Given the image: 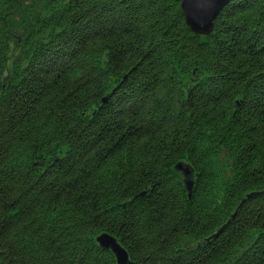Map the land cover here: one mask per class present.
<instances>
[{
  "label": "trees",
  "instance_id": "trees-1",
  "mask_svg": "<svg viewBox=\"0 0 264 264\" xmlns=\"http://www.w3.org/2000/svg\"><path fill=\"white\" fill-rule=\"evenodd\" d=\"M180 5L0 0V264H264V0Z\"/></svg>",
  "mask_w": 264,
  "mask_h": 264
},
{
  "label": "water",
  "instance_id": "water-1",
  "mask_svg": "<svg viewBox=\"0 0 264 264\" xmlns=\"http://www.w3.org/2000/svg\"><path fill=\"white\" fill-rule=\"evenodd\" d=\"M232 0H181L180 8L184 15L186 26L193 34L207 36L213 30V23L217 16ZM184 176L186 190L191 194L192 183L187 180L189 171L182 165L175 167ZM222 227L214 236L215 238L223 231ZM99 247L110 250L114 255L117 264H130L127 251L117 242V240L108 234H102L96 239Z\"/></svg>",
  "mask_w": 264,
  "mask_h": 264
},
{
  "label": "bare ground",
  "instance_id": "bare-ground-1",
  "mask_svg": "<svg viewBox=\"0 0 264 264\" xmlns=\"http://www.w3.org/2000/svg\"><path fill=\"white\" fill-rule=\"evenodd\" d=\"M189 171H192L191 169H188Z\"/></svg>",
  "mask_w": 264,
  "mask_h": 264
}]
</instances>
